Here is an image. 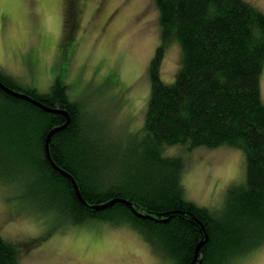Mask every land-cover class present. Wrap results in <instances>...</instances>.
I'll use <instances>...</instances> for the list:
<instances>
[{"label": "trees", "instance_id": "1", "mask_svg": "<svg viewBox=\"0 0 264 264\" xmlns=\"http://www.w3.org/2000/svg\"><path fill=\"white\" fill-rule=\"evenodd\" d=\"M153 2L160 43L149 64L142 132L130 133L128 139L92 135L63 81L56 80L44 93L29 87L21 91L69 111V124L51 135L49 150L53 161L73 175L83 199L88 204L127 199L136 212L121 201L102 209L82 204L71 181L44 154L47 132L63 123L64 116L1 88L0 163L29 161L36 174L33 191L69 224H127L175 264H189L197 243L206 238L194 264H224L264 243V104L259 89L264 13L246 0ZM76 15L77 10L71 17L65 12L71 37L75 24L70 18ZM172 41L180 47L181 65L175 79L165 83L160 67ZM0 80L20 88L1 72ZM100 128L105 129L103 124ZM174 145L239 148L245 155L243 184L230 190L219 209L186 199L184 162L167 153ZM18 250L0 236V264H18Z\"/></svg>", "mask_w": 264, "mask_h": 264}, {"label": "rangeland", "instance_id": "2", "mask_svg": "<svg viewBox=\"0 0 264 264\" xmlns=\"http://www.w3.org/2000/svg\"><path fill=\"white\" fill-rule=\"evenodd\" d=\"M246 1L264 13V0ZM75 10L70 18L74 33L65 40L61 6L38 0L0 4V72L16 81L18 91L29 87L44 93L56 80L63 81L85 130L128 139L144 124L149 64L160 43L158 11L153 0H102L99 7L95 0H77ZM180 65L181 50L172 41L161 79L171 83ZM259 89L264 104V66ZM167 153L184 162L185 198L210 210L219 209L245 180V155L239 148L174 145ZM29 164L13 160L4 165L0 236L19 248L18 264H175L127 224L72 225L61 213L49 211L47 199L33 191L36 174ZM224 264H264V243Z\"/></svg>", "mask_w": 264, "mask_h": 264}, {"label": "water", "instance_id": "3", "mask_svg": "<svg viewBox=\"0 0 264 264\" xmlns=\"http://www.w3.org/2000/svg\"><path fill=\"white\" fill-rule=\"evenodd\" d=\"M0 88L2 90L6 91L8 94H11L13 96L19 97V98L24 99V100H27V101L35 104L39 108L45 110V111L52 112V113H58V114H61V115L64 116L65 121L63 123H61L60 125L52 127L47 132V135H46L45 141H44L45 157H46V159L49 161V163L51 164V166L55 170H57L59 173H61L62 175H64L65 177H67L71 181V183L73 185V188H74V191H75V194H76L78 200L82 204L87 205V206H89L92 209H102V208H106V207L111 206L112 204H114L117 201H121V202L127 204L128 206H130L133 209V211L136 212L135 209H134V206L132 205V203L130 201H128L127 199H122V198H118V197L111 198V199L107 200L106 202H103V203H100V204H88L83 199V197L81 196L79 188H78V185H77V182H76L75 178L73 177V175L70 172H68L67 170H65V169L61 168L60 166H58L53 161V159L51 157V154H50V150H49V141H50L51 135L53 133H55L56 131L64 128L65 126H67L69 124V122H70V114H69V111L66 108H62V107H58V106H53V107L48 106V105L40 102L39 100L35 99L34 97L28 95L26 92L16 91V90L6 86L1 80H0ZM138 215H141V214L138 213ZM205 241H206V238L204 240H200L197 243V245L195 247L194 257H193V259L191 260V262L189 264H194L196 260L200 261V259H198V253H199V249H200L201 245Z\"/></svg>", "mask_w": 264, "mask_h": 264}, {"label": "snow or ice", "instance_id": "4", "mask_svg": "<svg viewBox=\"0 0 264 264\" xmlns=\"http://www.w3.org/2000/svg\"><path fill=\"white\" fill-rule=\"evenodd\" d=\"M4 2H6V0H0V4H2ZM16 2L17 3H23V2H28V0H16ZM38 2L42 5H59L65 10L67 15L69 17H71L73 12H74L77 0H38ZM81 2H82V0H81ZM95 3L99 7L102 4V0H95ZM70 28H71V25H70ZM64 39L65 40H71V32L70 31L65 36ZM259 39L261 42H264V32H261L259 34ZM73 43H75V41H73ZM4 175H5V168H4V165L2 163H0V202H2L4 197H5Z\"/></svg>", "mask_w": 264, "mask_h": 264}, {"label": "flooded vegetation", "instance_id": "5", "mask_svg": "<svg viewBox=\"0 0 264 264\" xmlns=\"http://www.w3.org/2000/svg\"><path fill=\"white\" fill-rule=\"evenodd\" d=\"M76 8H77V3H76V5H75V9H76ZM75 9H74V10H75Z\"/></svg>", "mask_w": 264, "mask_h": 264}]
</instances>
